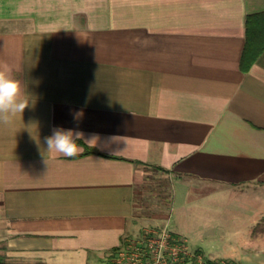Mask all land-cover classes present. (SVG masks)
<instances>
[{
  "label": "crops",
  "instance_id": "1",
  "mask_svg": "<svg viewBox=\"0 0 264 264\" xmlns=\"http://www.w3.org/2000/svg\"><path fill=\"white\" fill-rule=\"evenodd\" d=\"M263 11L264 0H0V70L30 101L0 123L9 264H91L140 222L214 264H264V50L240 68L246 16ZM54 127L120 159L82 143L54 156ZM148 191L169 207L138 213ZM205 236L241 247L206 255L190 243Z\"/></svg>",
  "mask_w": 264,
  "mask_h": 264
},
{
  "label": "built area",
  "instance_id": "2",
  "mask_svg": "<svg viewBox=\"0 0 264 264\" xmlns=\"http://www.w3.org/2000/svg\"><path fill=\"white\" fill-rule=\"evenodd\" d=\"M109 264L211 263L202 253L192 250L185 237L178 236L163 226L146 228L139 236H126L111 255Z\"/></svg>",
  "mask_w": 264,
  "mask_h": 264
},
{
  "label": "clouds",
  "instance_id": "3",
  "mask_svg": "<svg viewBox=\"0 0 264 264\" xmlns=\"http://www.w3.org/2000/svg\"><path fill=\"white\" fill-rule=\"evenodd\" d=\"M29 106L30 101L23 96L21 82L11 75L10 70H0V123L7 124L17 114L21 116ZM74 119L78 120V117L74 116ZM83 139L84 134L79 130L54 127L52 135L45 137L47 152L54 156L75 157L82 151L77 141Z\"/></svg>",
  "mask_w": 264,
  "mask_h": 264
},
{
  "label": "trees",
  "instance_id": "4",
  "mask_svg": "<svg viewBox=\"0 0 264 264\" xmlns=\"http://www.w3.org/2000/svg\"><path fill=\"white\" fill-rule=\"evenodd\" d=\"M245 25H246V42H245L242 55H241V59H240V68L244 72L250 68L252 63H254V61L257 59L260 53L264 50V11L253 13V14H247ZM77 143L83 144L82 141H77ZM84 146H85V149L82 154L96 153V154L106 156V157L119 158L117 156H112V155L101 153L87 145H84ZM157 168L163 172L168 171L167 169L162 168L160 166H157ZM117 249L118 248H113L111 250V255ZM3 253L4 252L0 253V264H9L10 262L8 261L6 254L5 253L3 254Z\"/></svg>",
  "mask_w": 264,
  "mask_h": 264
},
{
  "label": "rangeland",
  "instance_id": "5",
  "mask_svg": "<svg viewBox=\"0 0 264 264\" xmlns=\"http://www.w3.org/2000/svg\"><path fill=\"white\" fill-rule=\"evenodd\" d=\"M138 201H140L141 204H144L146 202V205L145 206H141L139 205L137 209L138 213H145L147 210L149 209H165L167 207L166 204L164 203H161V201L158 199L157 196H153V194H151L149 191L148 192H143L141 194V197L137 199ZM145 200L144 203H142L143 201ZM155 201H158L161 203V205L159 206H153L151 205L152 203L154 204ZM150 203V204H149ZM165 212V211H164ZM138 218V217H137ZM140 225H137L135 226V229L133 231L132 234H130L129 237H132V236H139L140 234L143 233L144 229L146 228H150V227H154V228H161L163 226H159V225H155V224H151V223H143V222H140L139 223ZM195 239H200V238H192L190 239V243L192 244V242L194 243V245H197V246H201L203 249H204V253L206 255H209L208 252L210 251L209 250V247H211V245H216L218 246V250L220 251V253H224V251H227V252H230L231 254L235 253V251L237 250V248L241 247L240 245V239L239 237H234V238H214V237H208V236H205L203 239H202V243L200 241H196ZM228 241H231L234 243L235 246H233V249L232 251H228L226 250V246L225 244H227ZM188 243V241H187ZM250 246H260L261 243H257V244H248ZM217 248V247H216ZM1 253V252H0ZM4 254V253H3ZM224 254H229V253H224ZM110 257H111V252L109 253H98V254H95L94 256H92L90 258V262H92L91 264H109V260H110ZM210 261L211 264H214L213 262H211L210 259H208ZM10 262V260H8Z\"/></svg>",
  "mask_w": 264,
  "mask_h": 264
}]
</instances>
